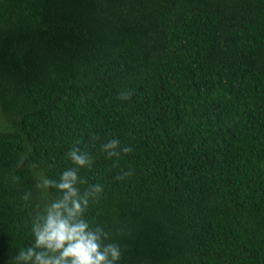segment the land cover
<instances>
[{
	"label": "trees",
	"instance_id": "1",
	"mask_svg": "<svg viewBox=\"0 0 264 264\" xmlns=\"http://www.w3.org/2000/svg\"><path fill=\"white\" fill-rule=\"evenodd\" d=\"M76 146L118 264H264V0H0V264Z\"/></svg>",
	"mask_w": 264,
	"mask_h": 264
},
{
	"label": "clouds",
	"instance_id": "2",
	"mask_svg": "<svg viewBox=\"0 0 264 264\" xmlns=\"http://www.w3.org/2000/svg\"><path fill=\"white\" fill-rule=\"evenodd\" d=\"M131 93H121V100H129ZM95 141L96 137H92ZM109 157H119L121 152L132 151L130 146L121 147L119 139H111L101 145ZM74 167L64 170L59 180H42V189L55 188L59 195L37 210L32 220L34 242L20 249L8 264H118L121 258L120 245L110 241L109 234L101 226H94L85 218L91 201L103 191L99 183L81 191L80 185L87 182L79 175L81 168L90 167L93 159L80 147L67 153ZM131 170L122 171L117 180L126 179ZM26 193L24 200L30 198Z\"/></svg>",
	"mask_w": 264,
	"mask_h": 264
}]
</instances>
